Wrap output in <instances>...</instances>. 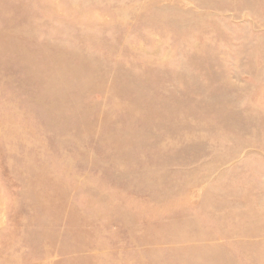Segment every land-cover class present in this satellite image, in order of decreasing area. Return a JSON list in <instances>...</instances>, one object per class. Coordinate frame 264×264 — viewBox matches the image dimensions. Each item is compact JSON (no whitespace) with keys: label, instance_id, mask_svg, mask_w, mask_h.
<instances>
[{"label":"rangeland","instance_id":"rangeland-1","mask_svg":"<svg viewBox=\"0 0 264 264\" xmlns=\"http://www.w3.org/2000/svg\"><path fill=\"white\" fill-rule=\"evenodd\" d=\"M241 1L0 0V264L5 257L4 264H171L173 248V264H226V252L240 264L243 252L250 264H264V206L251 210L250 225L243 201L264 204V0L252 9L232 4ZM66 55L72 59L63 57L65 64L101 58V68L116 76L97 74L101 86H110L105 93L93 86L85 96L84 105L97 108L83 123H92L95 132L79 134L72 125L65 135L32 97L52 71L69 82L77 69L67 64L63 73L64 64L49 60ZM52 77L55 91L69 93ZM221 107L231 110L229 117L218 113ZM177 114L188 121L180 129ZM14 126L11 144L19 140L26 148L19 165L30 178L37 170L40 175L25 200L21 192L12 197L24 186L16 184L8 165L14 155L2 143ZM180 131L188 141L175 139ZM115 132L122 134L107 136ZM161 151L179 159L163 169L175 180L157 185L153 163L165 161ZM51 184L60 222L51 243L42 235L34 253L22 238L33 236L41 188ZM208 188L211 195H205ZM205 196L211 203L228 197L231 205L240 204L222 211L241 215L239 237L218 233L193 243L200 218L203 226L196 230L219 232L220 225L198 211ZM253 229L263 231L255 235ZM178 233L189 237L164 241Z\"/></svg>","mask_w":264,"mask_h":264},{"label":"bare ground","instance_id":"bare-ground-1","mask_svg":"<svg viewBox=\"0 0 264 264\" xmlns=\"http://www.w3.org/2000/svg\"><path fill=\"white\" fill-rule=\"evenodd\" d=\"M255 3H256V0L255 1H253V0H242L240 2V4H238L236 2H234L232 4H235L236 7H240V6L243 7V6L246 5V6H249L252 9V8L255 7ZM33 24H34V22H33ZM262 46H263V44H261V47ZM261 47H259V48H261ZM261 50H263V47L261 48ZM259 53H260V51L258 52V54ZM88 56L91 57L92 55H88ZM42 57H47V56H42ZM63 57H68L70 60L72 59V56L69 57L68 55H66V56H56V57L55 56H52L49 60L52 61V62H54V64L56 66H60V65L64 64L62 66V68H61V70H62L63 73H64V70L69 69V66H68L69 64H70V67L77 69L76 73L73 76L68 77L67 82L68 81L69 82L66 83L65 80L58 81L61 78H58L57 79L56 77H59L58 74H57V72H53L52 71V73L50 75H47V79L44 81V83L42 82V86L39 87V85H38L35 88L36 91L38 92V95H37L38 97H34V96H32V97L34 98V101L40 107H44L45 108L46 114L48 115V117H50L49 118L50 119V123H53L54 125L58 126V128L60 129L59 131L63 132L65 135L68 134V126H72V125L77 126V132L76 133H79V134H81V132H89V131L95 132L96 131V128H95V126L92 123L91 124H84V123H85V120H86L85 118L88 115L87 111H89L91 108L96 109L97 106L96 105H93V104L84 105L85 96L87 95V97H88V95H90V93H92L93 91H95V89H100L101 93H105L107 91L106 88L108 86H110V84H109L108 81H107L108 85H104L103 84L101 86V84H100L101 82L99 81L100 78L97 76V74H99L101 72L104 73V76L105 77H109L108 80L115 79L116 76L115 75H112V74H108L107 72L104 71V69L101 68V66L99 65V62H104L101 58H97L95 56H92L91 59L90 58H81V57H79V58H77L78 61L76 63H72L71 62V63H66L65 64L63 62L65 60V58H63ZM254 58L252 57V59H254ZM250 63H253V62H250ZM26 66L29 69H33V70H36L37 71V69L35 68V66L33 65V63L31 61H28L26 63ZM42 69L43 70L40 72V74L37 73L38 74V77H39L38 79H40V80H41L40 75L44 72V68H42ZM132 70L133 69H129V71H132ZM58 71H60V70H58ZM124 74L127 75V76H130L133 73L127 72V73H124ZM53 75H55V78H56L55 79L56 80L55 81L56 86H57V84H60V85L64 86L69 93L62 92V91H55L53 89V80H52V78H54V77H52ZM96 76L98 77L97 79L95 78ZM132 80H133V77H131V80L130 81H132ZM93 86H97V87L95 89L94 88H91ZM123 86H122V88L120 87V89L123 90L125 87L128 86V84H125V87H123ZM114 87L117 88V86H114ZM108 89H111V88L109 87ZM219 90H220V88H219ZM74 94H76V96H72ZM64 103L67 104L65 107H64ZM103 111H105V110H103ZM230 111L231 110L224 109L223 107H221V108L218 109V113L221 114V116H227V117H229L230 116V114H229ZM77 112H79V114L77 116H75V114ZM106 112L107 111H105V113ZM131 113H133V104H132ZM107 114H109V113L107 112ZM178 115H179V117H178ZM176 117H178L176 124L178 125V128L179 129H180V127L182 128L183 126H185L188 123V121L184 120L182 114H177ZM72 120H75L77 124H72L71 123ZM153 120H154V118H153ZM113 127L114 126H112V128ZM11 130L13 132L12 138H11V135H5L4 136V139L2 138L4 140V141H2V143L5 145L4 147H5V149H6V151H7L8 154L11 153L10 155H12V156L13 155L14 156L16 155L15 158L13 156V159L8 163V165H9V168H10V171H11L12 175L14 176V180H15L16 184H19L16 181V180H19L20 183H23V186H24V190H21V189L16 188L15 193L13 194L12 197L13 198H16L19 195V192H21L22 193L21 194V200H23V199L25 200V199H28L29 198V190L27 188L29 186H31V185H36L37 182H40V175L38 174V170H37V171L34 172V173H36L34 175V177L30 178L29 177V174H27L25 172L24 167H21L19 165L20 162H22L24 160L21 157V153H23V151H26L25 150L26 148H25V146H23L21 144V142L19 140L16 142L15 145L11 144V140L15 139V134L17 132V127L14 126ZM54 130H56V129H54ZM152 130L153 129H151V131ZM131 132L132 131H128L126 134L129 135V134H131ZM118 134H122V133L115 132V133H112V134L107 135V136L118 135ZM68 135H70V134H68ZM175 139H177L178 141H179V139L181 141H188V134H183L180 131L179 134H178V136L175 137ZM161 145L165 146V144H163V143H161ZM194 146H196V145H194ZM157 154L158 155L163 154L164 155L163 157H165V161H162V162L161 161L158 162L155 159L154 160L151 159L152 162L156 161L155 164L153 163L154 168H155L153 170L154 173H159V177H156L157 178L156 179L157 185H161L163 182H166V181L167 182H172L173 180H175L174 177L169 176V173L167 171L166 172L163 171V169H166V166L168 165L169 162H172V161L176 162L179 159L178 154L175 153L174 155L173 154L170 155V154H165L162 151L160 153H157ZM121 157H120L121 159L119 158L121 160V162H126V161H122L123 158L125 160H128L129 159V156L127 154H123ZM193 162H194V159L191 160V161H189V163H193ZM24 164H25V162H24ZM24 173H26V175H24ZM195 173H197V172H195ZM194 175H196V174H194V172H193V174L191 175V178L190 179H192L194 177ZM195 179H196V176H195ZM187 180H188V178H187ZM217 187H221V185L220 186L218 185V186L214 187V189H217ZM150 188H152V187H150ZM158 188H159V186H158ZM205 190H206L205 195H211L210 193L212 192V190H210V188L205 189ZM224 190L225 189H223V191ZM53 191H54V185L53 184H51V186L45 185V186H43L41 188V197H42V200H40V202L36 205V207L34 209V210H36V214L34 215L35 217H33V218H34V224H36V228L33 230V232H31V234L33 236L32 237H28L27 236L26 240H24V238H22L23 241H26L28 244H30L31 246H33L32 247L33 252L35 250L34 247H38V245L40 243L39 240H40V237L42 235H45V236L49 237V243H51V239L53 238V233H54V232H52V229L54 227V224L55 223L58 224L60 222V217H61V211H60V209H58V207L56 209H54L52 207V204L55 203L54 202V199H53V196H52ZM237 192H239V191H237ZM9 193L12 194L10 191H9ZM156 193L158 195H160L161 197L167 196V194L166 193H163V192H159V193L156 192ZM231 193L233 194V192H231ZM239 195H240V193H239ZM213 196H212V199L214 198ZM205 198H206V201H204L200 205V210H198V211H201L202 214L206 216L205 217L206 219H208L210 221L212 219H214L220 225L219 232L217 230V232H214L213 234H206V235H204V233L201 230L200 231L199 230H196V229H198L199 226L200 227L203 226L202 225L203 222L201 223V225L199 223V221L201 219L200 218L199 221H197V220L195 221L194 228H195L196 234L193 233L194 230H192L191 233L189 234V235H191L193 233V235H195L196 237H198V238L194 239V237L191 236L193 243L194 242H198V241H204V240H212V239H214L216 237L215 235H217L218 233L221 234V235H223L225 238H231L232 239L234 237H239L241 235V232H242L240 230L241 229L240 228V225H241V222H242V217L240 218L241 215L238 214V213H236V211H235V214L233 212V214H231V215H228V213H226L227 215H225V212H222V211H223L224 208H230V207L231 208H234V209H237L240 206V204H239V206H237V204H236V206L231 205L230 204V201L227 200L228 197L222 198L221 200H219L217 198H214V199H217L218 202H222L220 204H217V202L211 203L213 200L211 202H209L210 199H211V197L209 198V197L205 196ZM247 198L248 197H244L243 198L244 199L243 201L246 203V207L245 208H247L246 209V214L244 213V215L248 218L247 223H249L251 225L252 224V219H251L252 214H250L251 210L254 209L255 208L254 206L256 205V208H255L256 211H260L261 209L264 208V207L261 208L262 205L264 206V204H261V202L254 200L253 206L252 205H249V201H247ZM251 198L254 199V197H250V199ZM260 198H258V199H260ZM260 200L262 201V198ZM44 201L47 202V203L43 204V206H42V203H44ZM30 203H31V206L34 207L35 202H30ZM214 203H216L217 205L214 204ZM10 210L13 212V208L10 209ZM198 211H197V214L200 213ZM229 212H230V210H229ZM233 216H236L237 217V220H235V218ZM36 217H37V219H36ZM205 223L206 222L204 221V225H205ZM26 225H27V218L24 220V226H26ZM192 225H194V223ZM154 226L152 225V227L150 229H154ZM168 226H172V225H168ZM27 229L28 228H25V230L23 231V234L24 233L25 234L28 233L27 232ZM262 231H263L262 229H259V231L256 230V229H253L251 232H256L255 235H257L259 232H262ZM167 233H170V232H167ZM37 234L40 235V236L36 237ZM185 237H189V236L186 234ZM185 237L181 236L180 233H178V235H165L163 238H164V241L165 242L169 243L171 241H184L185 240ZM12 241L13 240H9V243L11 244ZM15 242H12V245L13 244L15 245L16 244ZM49 247H52V245H49ZM172 253H173V256L171 257V260L173 262L171 264L175 263V261L177 260V258L174 256V254H175L174 248H173ZM221 254H222L221 257H223L225 259L226 264H240V261L236 260L237 258H234V256L232 254H229V253L227 254V252L226 253H221ZM239 256H240V259L243 260V262L245 264H250L249 263V257L250 256L249 255H246L245 252H243ZM197 258L198 259H201V258H205V256L198 255ZM223 258H221V259H223ZM8 262H9V259L7 257H5L3 259L2 264L8 263ZM178 262H179V264H186L182 260L181 261H178ZM216 262H218V261H216Z\"/></svg>","mask_w":264,"mask_h":264}]
</instances>
